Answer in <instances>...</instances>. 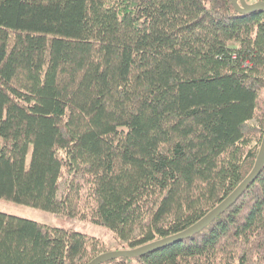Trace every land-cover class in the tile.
<instances>
[{"label":"trees","instance_id":"obj_1","mask_svg":"<svg viewBox=\"0 0 264 264\" xmlns=\"http://www.w3.org/2000/svg\"><path fill=\"white\" fill-rule=\"evenodd\" d=\"M263 138L264 10L0 0V198L138 248L219 205ZM107 251L89 233L0 211V264H88ZM103 264H264V165L200 232Z\"/></svg>","mask_w":264,"mask_h":264},{"label":"water","instance_id":"obj_2","mask_svg":"<svg viewBox=\"0 0 264 264\" xmlns=\"http://www.w3.org/2000/svg\"><path fill=\"white\" fill-rule=\"evenodd\" d=\"M231 1L235 9L242 14L249 13L257 9L264 10L263 0L257 1L255 3H248L247 0H231ZM263 165H264V138L260 147V151L255 166L253 167L249 175L236 187V189L230 195H228L219 205H217L214 209H212L206 216H204L196 224L192 225L190 228L176 235H172L167 238L153 241L149 244L140 246L138 248L118 249V250L104 252L99 256H97L88 264H103L107 261L119 257H136L139 255H145L159 248L167 246L171 243L177 242L184 238H188L197 232H200L201 230L206 228L209 224H211L221 214H223L226 210H228L243 195V193L247 190L249 185L256 180L257 176L261 172Z\"/></svg>","mask_w":264,"mask_h":264},{"label":"rangeland","instance_id":"obj_3","mask_svg":"<svg viewBox=\"0 0 264 264\" xmlns=\"http://www.w3.org/2000/svg\"><path fill=\"white\" fill-rule=\"evenodd\" d=\"M249 1L252 2L251 0ZM30 156L31 154L28 157V161L30 160ZM0 211L34 219L52 226L71 228L89 233L90 235L99 237L103 241L105 244V250L113 251L123 247L122 242H120L113 231L105 226L95 224L91 221L68 217L58 219L50 211L4 198H0Z\"/></svg>","mask_w":264,"mask_h":264},{"label":"built area","instance_id":"obj_4","mask_svg":"<svg viewBox=\"0 0 264 264\" xmlns=\"http://www.w3.org/2000/svg\"><path fill=\"white\" fill-rule=\"evenodd\" d=\"M247 1H248V3H255V2L259 1V0H251L252 2H250L249 0H247Z\"/></svg>","mask_w":264,"mask_h":264}]
</instances>
